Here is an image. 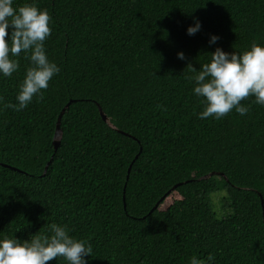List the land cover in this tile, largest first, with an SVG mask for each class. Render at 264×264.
<instances>
[{
    "label": "trees",
    "instance_id": "16d2710c",
    "mask_svg": "<svg viewBox=\"0 0 264 264\" xmlns=\"http://www.w3.org/2000/svg\"><path fill=\"white\" fill-rule=\"evenodd\" d=\"M35 2L51 17L45 50L61 71L42 98L0 110V234L23 240L65 225L91 244L87 264L209 254L213 264H264V106L249 96L243 116L201 119L186 79L187 64L198 69L216 46L264 44V0ZM193 17L201 26L189 35ZM16 59L0 103H16L29 64L23 52ZM218 190L221 214L210 200Z\"/></svg>",
    "mask_w": 264,
    "mask_h": 264
},
{
    "label": "clouds",
    "instance_id": "9594fccd",
    "mask_svg": "<svg viewBox=\"0 0 264 264\" xmlns=\"http://www.w3.org/2000/svg\"><path fill=\"white\" fill-rule=\"evenodd\" d=\"M193 20L186 28L189 35L201 26L198 18L193 17ZM50 34L51 17L35 0H25L15 7L13 0H0V77H9L19 68L16 57L22 52L29 61L15 96L16 103H0V110L19 111L34 97L42 98V90L61 71L45 50ZM218 39L217 34H210L208 43L214 44ZM208 53L210 56L198 69L187 64L191 75L186 79L193 82L191 91L203 106L197 113L199 118L219 119L232 110L243 116L249 106L241 101L249 96L254 97V103L264 106V44L253 41L243 51H226L216 46ZM177 57L184 59V52L178 51ZM69 232L67 226L50 222L45 230L23 240L0 234V264H46L58 257L66 264H87L91 244ZM214 259L211 254L206 260L192 256L189 264H213Z\"/></svg>",
    "mask_w": 264,
    "mask_h": 264
},
{
    "label": "water",
    "instance_id": "95a60500",
    "mask_svg": "<svg viewBox=\"0 0 264 264\" xmlns=\"http://www.w3.org/2000/svg\"><path fill=\"white\" fill-rule=\"evenodd\" d=\"M69 102H70V100L65 104V106L61 109V111H60V113H59V115H58V118H57V121H56V125H55V133H54V136H53V140H52V143H53V146H54V150L57 148V145L59 144V130H58V127H59V121H60V117H61V115H62V113L64 112V110H65V108L68 106V104H69ZM98 111H99V114H100V116H101V118L104 120V121H108L107 120V116L105 115V113L102 111V109H101V107L98 105ZM136 157V156H135ZM46 167H47V164L45 165V167H44V171H45V169H46ZM129 168H130V165L128 166V169H127V172L129 171ZM211 173H214V172H211ZM211 173H209V174H206V175H203L202 177L204 178H206V177H208ZM218 174H222V173H218ZM126 178H127V176H126ZM178 184V183H177ZM177 184H175V185H173V187L174 186H176ZM170 191V190H169ZM168 191V192H169ZM163 198V197H162ZM161 198V199H162ZM161 199H159L157 202H156V204L154 205V207H156L157 205H158V203L161 201ZM153 207V208H154Z\"/></svg>",
    "mask_w": 264,
    "mask_h": 264
},
{
    "label": "rangeland",
    "instance_id": "374dc122",
    "mask_svg": "<svg viewBox=\"0 0 264 264\" xmlns=\"http://www.w3.org/2000/svg\"><path fill=\"white\" fill-rule=\"evenodd\" d=\"M224 195H226L224 190H218L210 194V200L213 202L212 206L218 214L226 211L222 204Z\"/></svg>",
    "mask_w": 264,
    "mask_h": 264
}]
</instances>
